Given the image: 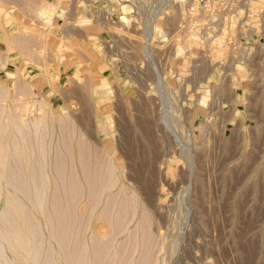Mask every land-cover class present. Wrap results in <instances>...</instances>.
<instances>
[{
    "label": "rangeland",
    "instance_id": "1",
    "mask_svg": "<svg viewBox=\"0 0 264 264\" xmlns=\"http://www.w3.org/2000/svg\"><path fill=\"white\" fill-rule=\"evenodd\" d=\"M16 116L29 132L8 123ZM10 128L12 137L1 143L8 148L0 210L15 195L19 208L31 209L27 196L46 174L43 207L51 211L54 197L67 201L74 162L84 188L76 211L86 209L91 220L88 238L107 234L101 212L111 196L117 208L122 197L134 202L123 234L117 237L115 229L107 237L111 242L116 235L114 260L109 255L105 264H123L127 257L126 264L152 258L149 264H264V0H0V139ZM86 145L91 164L84 159L90 165L85 168L95 164L98 172L106 161L102 169L113 164L112 182L117 181L94 212L78 159ZM93 153L102 154H95L98 165ZM61 160L67 164L66 191L56 176L65 165ZM57 186L63 195L51 198ZM66 201L57 205L63 209ZM147 215L154 243L143 231L141 217ZM140 237L152 242L145 260ZM129 249L135 252L130 258Z\"/></svg>",
    "mask_w": 264,
    "mask_h": 264
},
{
    "label": "bare ground",
    "instance_id": "2",
    "mask_svg": "<svg viewBox=\"0 0 264 264\" xmlns=\"http://www.w3.org/2000/svg\"><path fill=\"white\" fill-rule=\"evenodd\" d=\"M45 3V2H44ZM39 10V9H38ZM42 10V9H41ZM43 12V11H42ZM40 13V11L38 12L39 14H38V17L39 16H41V18H42V16L44 17L45 15H44V13ZM37 13V12H36ZM49 14V13H48ZM44 18H46V17H44ZM87 20V19H86ZM83 21V20H82ZM85 21V20H84ZM46 23V22H45ZM87 23V22H86ZM50 25V24H49ZM24 43V42H23ZM21 44V43H20ZM25 44V43H24ZM22 45V44H21ZM22 47V46H21ZM23 48H24V46H23ZM46 76V75H45ZM158 77V76H157ZM47 78V77H46ZM49 81V80H48ZM20 105V104H19ZM21 107V106H20ZM20 109H23V108H20ZM8 112V111H7ZM21 112V111H20ZM19 111L16 113L15 112V115H19L20 116V113ZM44 112V111H43ZM25 113V112H24ZM8 114V113H7ZM44 115V114H43ZM43 115L41 114V116H42V118H43ZM46 116V115H45ZM12 118V117H11ZM16 118H17V116H16ZM18 120V121H17ZM35 120V119H34ZM43 120L44 121H46L44 118H43ZM42 119H41V121H43ZM52 120V119H51ZM6 121H8V120H5V124H7L6 123ZM25 121V120H24ZM22 119H15V118H12L8 123H10V124H12V125H20L21 124V126H25L26 125V122H24ZM67 122H69V121H67ZM39 123V120H35L34 121V123H33V125H34V130H33V132H37V127L35 126L36 124H38ZM46 123V122H45ZM44 124V123H43ZM61 124V123H60ZM65 123H63V125H64ZM45 125V124H44ZM72 125V124H71ZM11 126V125H10ZM23 126V127H24ZM74 126V125H73ZM72 126V127H73ZM25 127H28V126H25ZM24 127V128H25ZM61 127H62V129H63V127L64 126H62V124H61ZM67 128H68V124H67ZM20 129V128H19ZM62 129H60V131L62 132ZM64 129H65V127H64ZM63 129V132H62V134L60 135V136H62L61 137V140L65 143V140H64V137L66 138V136L64 135V130ZM73 129V128H72ZM16 130V129H15ZM14 130V131H15ZM24 130H27V128H25ZM67 130V134H68V129H66ZM73 130H75V129H73ZM3 133L4 132H6L7 130H6V128H3ZM16 131H19L18 129L16 130ZM30 131V130H29ZM28 130L26 131V132H29ZM43 131V130H42ZM11 128H10V130L6 133V136L5 135H3L4 137L2 138V139H0V174L4 171V165H6V160H5V156L7 155V146H8V139H10L11 137H12V134H11ZM21 132V131H20ZM19 132V133H20ZM16 133H18V132H16ZM18 133V134H19ZM34 133V134H35ZM44 133V132H43ZM74 133H75V131H74ZM17 134V135H18ZM27 135H28V139H30V141H31V136L29 135V133H26ZM31 134V133H30ZM66 134V135H67ZM18 136H20V135H18ZM25 136V135H24ZM35 136V135H34ZM64 136V137H63ZM40 137V136H39ZM45 137V136H44ZM43 137V138H44ZM53 137V136H52ZM67 137H70L69 136V134H68V136ZM21 138H22V136H21ZM36 138H37V136H36ZM58 138V137H57ZM75 137H73V139H74ZM22 139H24V138H22ZM50 140H51V137L49 138ZM70 139V138H69ZM68 138H67V141L69 140ZM6 140V141H5ZM12 140H16V137L14 138V139H12ZM34 140H36L35 138H34ZM42 140H44V139H42ZM80 140H83V138H80ZM7 142V143H5L4 145L3 144H1V143H3V142ZM56 141H58L57 139H56ZM61 141V142H62ZM77 141V140H76ZM84 141V140H83ZM14 142V141H13ZM16 142V141H15ZM15 142H14V145L16 146L17 145V143L15 144ZM18 142V141H17ZM20 142H21V139H20ZM36 142V141H35ZM51 141H49V143H50ZM24 143V142H23ZM28 143L30 144V142L28 141ZM44 149H45V140H44ZM52 143V142H51ZM50 143V145H49V149H51V144ZM56 143H58V142H56ZM80 143V142H79ZM84 143H85V141H84ZM84 143H80V145H78L81 149H83L84 147ZM88 143V142H87ZM28 144V145H29ZM39 144H41V143H39ZM65 145V144H64ZM69 145V149H70V147L72 148V146L70 145V140H69V144H67V146ZM11 146H12V143H11ZM35 146V148H36V145H34ZM57 146V150H58V145H56ZM62 146H63V144H62ZM90 146V145H89ZM13 148H14V146H12ZM64 147V146H63ZM78 147V148H79ZM83 147V148H82ZM23 148V147H22ZM25 148H27V147H25ZM33 148V147H32ZM47 148H48V146H47ZM67 149V147H64V150H65V152L67 151L66 149ZM86 148H87V145H86ZM15 149V148H14ZM18 149V145H17V148H16V150ZM44 149H43V151H44ZM55 149V148H54ZM28 150V149H27ZM33 149H31V151H32ZM41 150H42V148H41ZM60 150V149H59ZM85 150V148L82 150V151H84ZM88 150L90 151V147H88L87 148V151L85 152V153H87V155H85V153L83 152V154H84V157H83V154H82V152H81V150H80V152H79V157L80 158H78V159H80L79 160V162H80V165H79V167L81 166V169H82V173L81 174H84V176H83V178H85L86 180H84V182L88 185H86L87 187H89V189L87 188V191L89 192V194H88V192H87V194H88V200L89 201H87L89 204L91 203V207L92 208H90V209H92V212H94V210H96V208H97V206L101 203V199H102V195L104 194V192L106 191V189H107V191L109 190V187H112V186H115V185H113L114 183L116 184V182H112V178H113V176H112V174H113V168L111 167L112 165L110 164V167H108V166H106V167H108V168H106L105 170L104 169H102V166H104L105 165V163H106V161H103L104 162V164H103V162H102V164H101V168L99 167V170H98V172H96L97 170L96 169H98V168H95L94 166H96L94 163H96V161L95 160H99V158L97 159V157L96 156H99V153H95L96 154V156H95V154H94V157H96V159H94V162H93V164H94V166L92 167L93 168V170H92V174H91V171H89V169H92L91 167H88L87 169L85 168V167H87L89 164H91V157L89 158V156H91V151H90V153L88 152ZM13 151V150H12ZM18 151V150H17ZM17 151H15V152H17ZM23 151V150H22ZM49 151H51V150H49ZM69 151V150H68ZM67 151V152H68ZM71 151H72V149H71ZM77 151H79V150H77ZM14 152V151H13ZM33 152V151H32ZM31 152V153H32ZM36 152H37V150H36ZM42 152V151H41ZM73 152V151H72ZM72 152L70 153L69 152V154L68 155H70L69 157H73V154H72ZM94 152H96V151H94ZM102 152H103V150H102ZM44 152H42V154H43ZM49 153V152H48ZM57 152H54V154H56ZM61 153V152H60ZM88 153H89V156H88ZM16 154V153H15ZM38 154V153H37ZM42 154H41V156H42ZM50 154V156H51V153H49ZM49 154H48V156L47 157H49ZM27 155H28V153H27ZM58 155V154H57ZM102 154H100V156H101ZM24 156V155H23ZM45 156V155H44ZM62 156V155H61ZM87 156V158H85ZM99 156V157H100ZM105 156H107V154H105ZM11 157V156H10ZM18 157V156H17ZM38 157V156H37ZM55 157H57L58 158V156H56L55 155ZM54 157V158H55ZM59 157H60V155H59ZM63 157V156H62ZM61 157V159L62 160H66V158H62ZM20 158H21V156H20ZM24 158V157H23ZM34 158V157H33ZM45 158V157H44ZM57 158H56V160H57ZM70 158V159H71ZM89 158V159H88ZM101 158V157H100ZM19 159V158H18ZM38 159V158H37ZM41 159H43L42 157H41ZM49 159H50V157H49ZM48 159V160H49ZM70 159H68L69 161H70ZM73 159H74V157H73ZM73 159H71V160H73ZM84 159H88L89 161H90V163L88 164V165H86L87 163V161L88 160H84ZM108 159H110V158H108ZM8 160V159H7ZM24 160V159H23ZM39 160V159H38ZM55 159H54V166L56 167V165H55V163L57 162ZM60 160V159H59ZM58 160V161H59ZM61 160V162H59V165H60V163H62L63 161ZM105 160H106V158H105ZM9 161V160H8ZM33 161V160H32ZM40 161V160H39ZM38 161V162H39ZM56 161V162H55ZM23 162H25V161H23ZM30 162V161H29ZM45 162H46V160H45ZM66 162V161H65ZM65 162H63L64 164H65ZM108 162V164H109V160L107 161ZM63 163L61 164V165H63ZM70 163L71 162H69V169H70V172H68V177H69V179L67 178V181H68V187H67V189H64V187L66 186H64L63 185V182H64V178H65V173H67L65 170V168H66V166H67V164H65L64 166H62V169L64 170L63 171V173H60L59 174V172L60 171H62V169H61V165L60 166H57V168L58 167H60L59 169H61L59 172H56V176H58L57 178V180H59V177L62 179V184L60 185V186H62V188L66 191L67 190V192H66V194H68V197L69 198H65V197H63V198H65V199H67V201H66V203H65V205H64V208H65V206H66V208L64 209H62L61 208V206H58L57 204L59 203V202H61L62 201V199H61V201H58L59 199H57V200H55V197L54 196H56L57 198L60 196V195H63V194H59L58 195V192H59V189L57 190V188H58V186L55 188V195H51V198H53L54 197V200L52 199V201H54V204L56 203V205H54L53 203H52V201L50 202L51 204H53L52 206H50L49 205V207H50V210L51 211H49L48 209H47V207L46 208H44L43 207V192L45 191L44 189H46V188H44V187H46V185L43 183L44 182V180H43V178L44 177H46L47 176V174H46V176H44L43 178H42V180L37 176L38 174H36L35 175V178L37 177V178H39L40 180H41V182L42 183H40V181H39V183H38V180H37V182H35L36 184H35V186H34V189H35V191H34V193L33 194H31V196H30V194L28 195V193L26 194V195H28L27 197V200L29 199V200H31L32 202H31V204L33 203V207L31 208V209H25V210H23L22 208H19L20 207V204L22 203V201L19 199V198H17L16 197V195L13 197V196H11V195H13V194H11L10 195V197H11V199H12V197L14 198V200L13 201H6L7 203H5V204H7V207L5 208V209H3V210H0V264H105L106 262V259H108V257L107 256H109L110 255V251H111V249H112V247L114 246V243L112 242V241H114L116 238H115V236H112V237H114V240H113V238L111 239L112 241V243L111 242H109L110 240H108V238H110V233L112 234L113 232H114V230L116 231V232H118L117 230H120L119 232H118V234H117V237H118V235H120V233L121 234H123L122 233V230L123 229H125V228H123V226H122V228H121V225L122 224H124V227L126 226H129L127 223H131L130 221L129 222H127L128 221V217H130V215H132V217H131V219L133 218V214L135 213V208H134V202L133 201H128V200H125V199H123V197H122V200H121V202H120V204H119V206H118V208L116 207V201H117V198L115 197V201H113V200H110L111 198H112V196L110 197V199H109V201H107V203L109 204V207H108V209H106L107 211L106 212H104V213H102L103 211H104V208L106 207V206H104V205H106V201H104V207H102L103 209V211L102 210H100V211H102L101 212V214H104V215H102L103 217H104V219L103 218H100V216H101V214H99L100 216L98 217V218H100V219H103L104 221H103V223L104 222H106V224L104 223V225H106V226H103L102 228H104L103 230V235H105L104 233H105V228L107 227V229H108V232H107V234L104 236V237H102V236H100L99 234H98V232L96 233V234H98V235H96V234H94V233H92L91 234V236H90V238H88L87 237V232H88V227H87V225H88V223L89 222H91V220L89 221V220H87L86 219V215H85V212H86V209H84L83 207H81L82 209H84V213H81V209L79 208V211L80 212H78V211H76V205H77V202L78 201H80V200H82V197H84L83 196V191H84V188H83V184H82V182H81V180H80V178H79V174H78V171H77V169L75 168V165H74V162H72V164L70 165ZM77 163V162H76ZM98 163H99V161L96 163L97 165H98ZM112 163V162H111ZM27 164V163H26ZM39 164H40V162H39ZM38 163L36 164V166H37V170L38 169H42L43 168V166H42V163H41V165H39ZM13 165H14V161H13ZM21 165H22V163H21ZM44 165H46V164H44ZM57 165H58V163H57ZM15 166V165H14ZM26 166V165H25ZM27 166H29L28 164H27ZM33 166H34V164H33ZM38 166H41L40 168L38 167ZM90 166V165H89ZM21 167V166H20ZM55 167H53L52 166V169L54 168V170L56 171V169H55ZM71 167V168H70ZM9 168V167H8ZM7 168V169H8ZM17 168V167H16ZM28 168V167H27ZM31 168H34V167H31ZM30 168V169H31ZM49 162H48V170H49ZM94 168H95V170H94ZM35 169V168H34ZM80 169V170H81ZM103 170V171H100V170ZM10 169H8V171H9ZM21 170H22V168H21ZM36 170V169H35ZM43 170V169H42ZM53 170V171H54ZM87 170V171H86ZM41 171V170H40ZM55 171H54V173H55ZM94 171V172H93ZM11 172V171H10ZM9 172V174L11 175L12 173H10ZM22 172H23V170H22ZM27 172V171H26ZM34 172V170H31V173H33ZM46 172V171H45ZM44 172V173H45ZM86 172H88L87 173V175H86ZM21 173V172H20ZM19 173V174H20ZM41 173H42V171H41ZM50 173V172H49ZM14 175L16 174V173H13ZM23 174V173H22ZM27 174H28V172H27ZM60 176H59V175ZM25 175H26V173H25ZM32 175V174H31ZM34 175V174H33ZM33 175H32V179H33ZM39 175H42V174H39ZM45 175V174H44ZM50 175V174H49ZM61 175H64V177L62 176L61 177ZM17 176V175H16ZM24 176V175H23ZM23 176H22V178H23ZM52 176V175H51ZM50 176V177H51ZM4 177H6V176H4ZM11 177L12 178H14L12 175H11ZM19 177V176H18ZM27 177V176H26ZM31 177V176H30ZM53 177V176H52ZM51 177V180H54V178H52ZM20 178V177H19ZM25 178V177H24ZM23 178V184L27 181L28 183H29V178L27 179V178H25L24 179ZM2 179V176H0V180ZM16 179V178H15ZM47 179H48V177H47ZM46 179V180H47ZM61 179L59 180V183H60V181H61ZM11 180V179H10ZM18 181L17 182H19V179H17ZM9 181V180H8ZM21 181V180H20ZM33 181H35V180H33ZM13 182V181H12ZM31 182V181H30ZM66 182V181H65ZM65 182H64V184H65ZM6 183V182H5ZM11 183V182H10ZM16 183V182H15ZM14 183V184H15ZM54 183H55V180H54ZM7 184V183H6ZM19 184V183H18ZM23 184H20L21 185V188H22V190H24V189H28L29 188V184L28 185H23ZM31 184H33V182L31 183ZM56 184H57V182H56ZM55 184V185H56ZM10 185V184H9ZM16 185H17V183H16ZM20 185H19V188H20ZM45 185V186H44ZM12 187V186H11ZM14 187H15V185H14ZM2 188H3V186L1 185V183H0V199H1V197H2V195H3V192H2ZM61 188V187H60ZM66 188V187H65ZM15 189V188H14ZM63 189H61V191H63ZM111 189V188H110ZM6 190V189H5ZM17 190V189H16ZM121 190V188L120 189H118L117 191L118 192H116V193H119V191ZM7 191V190H6ZM18 191V190H17ZM20 191V190H19ZM18 191V192H19ZM58 191V192H57ZM65 191H63L62 193H64ZM129 191H130V189H129ZM21 192V191H20ZM26 192V191H25ZM31 192V191H30ZM29 192V193H30ZM57 192V193H56ZM121 192V191H120ZM128 192V191H127ZM131 192V191H130ZM22 193V192H21ZM21 193H20V195H21ZM53 193V192H52ZM125 193V192H124ZM132 193V192H131ZM58 196H57V195ZM129 194V193H128ZM127 194V195H128ZM133 194H134V192H133ZM47 195H49V194H47ZM120 195V194H119ZM126 195V194H125ZM125 195H123V196H125ZM9 196V195H8ZM24 196V193H22V197ZM66 196V195H65ZM113 196H114V194H113ZM115 196H118L117 194L115 195ZM130 196H132V195H130ZM25 198V200H26V196H24ZM31 197V198H30ZM45 197V196H44ZM126 197V196H125ZM128 197V196H127ZM46 198H48L47 196H46ZM60 198V197H59ZM80 198V199H79ZM119 198V197H118ZM133 198V197H132ZM6 199V198H5ZM79 199V200H78ZM114 199V198H113ZM26 200V201H27ZM46 200V199H45ZM48 200V199H47ZM51 200V199H50ZM64 200V199H63ZM105 200H107V198L105 199ZM56 201H58V203L56 202ZM64 201V202H65ZM63 202V203H64ZM27 203H30L29 201L27 202ZM62 203V202H61ZM61 203L59 204V205H61ZM63 203H62V207H63ZM80 203V202H79ZM30 204V205H31ZM46 204V203H45ZM84 204V203H83ZM25 205V204H24ZM48 205V204H47ZM87 204H85V206H86ZM17 206V207H16ZM78 206V205H77ZM142 206V205H141ZM51 207H53V210H52V208ZM142 207H144V206H142ZM19 208V209H18ZM46 209V210H48V211H45L44 209ZM87 208H88V206H87ZM143 210L141 211V212H143L144 211V208H142ZM88 210V209H87ZM83 211V210H82ZM146 211V210H145ZM144 211V212H145ZM91 212H90V216L89 217H91ZM142 214V213H141ZM88 215H89V212H88ZM87 215V216H88ZM145 215H146V212H145ZM145 215H141V216H145ZM149 215V214H148ZM148 215H147V217H141V218H143L142 219V225H143V227H144V232H146L147 234H148V230H149V233H151V231H150V228H149V224H150V222L149 221H147L146 222V224H148L147 226H148V228H147V230L145 231V229H146V225H145V221H146V219H148ZM101 216V217H102ZM42 217H44V219H42ZM88 217V218H89ZM146 218V219H145ZM91 219V218H90ZM130 219V218H129ZM127 220V221H126ZM149 220H150V217H149ZM126 221V222H125ZM123 222H125V223H123ZM140 222V221H139ZM144 223V224H143ZM126 224V225H125ZM151 225V224H150ZM44 227L46 228V230L48 231V235L46 236L45 235V232L43 231V229H44ZM135 227V226H134ZM136 227H137V229H138V225H136ZM110 228V229H109ZM141 228V227H140ZM93 229H95V228H93ZM122 229V230H121ZM137 229H135L136 231H137ZM143 229V228H142ZM96 230V229H95ZM126 230V229H125ZM134 231V230H133ZM94 232V231H93ZM96 232V231H95ZM123 232H125V231H123ZM135 232V231H134ZM138 232V231H137ZM137 232H135L134 234H135V236H133L134 234H133V232H132V235H131V238L133 237H136V234H138ZM144 232H143V234H144ZM102 233H101V235H102ZM145 233V234H146ZM114 234H116V233H114ZM129 234L130 233H128L126 236H129ZM142 234V235H143ZM141 235V236H142ZM109 236V237H108ZM148 236H149V239H152V238H150V236H154L153 234H148V235H146L145 237H147V240L149 241V239H148ZM88 238V240H87V238ZM108 237V238H107ZM143 237H144V235H143ZM142 237V238H143ZM144 237V239H146ZM126 238V237H125ZM124 238V240H126V241H128L127 239H125ZM130 238V237H129ZM128 238V239H129ZM132 238V239H133ZM141 238V237H140ZM141 238V241L142 242H140V243H142V244H145V248H147V246L149 247V246H151V243L155 240V238L153 237V240H150V241H152V242H146V243H144L145 242V240H143ZM134 240V239H133ZM131 241V243H133L132 245H131V243H130V246H134V244H135V242L134 241ZM88 241H90V242H88ZM123 241V240H122ZM121 241V244L119 245V246H122V244H124L123 242ZM130 241V240H129ZM129 241H128V243H129ZM136 241V240H135ZM144 241V242H143ZM115 242V241H114ZM89 243H91V244H89ZM120 243V242H119ZM154 243V242H153ZM155 243H156V241H155ZM127 243L125 242V247H128V245H126ZM137 244V243H136ZM135 244V245H136ZM118 246V248H119V250H120V247ZM124 246H122V251H124V250H126L125 248H124ZM137 246V245H136ZM136 246H134L133 247V249H135L136 248ZM156 246V245H155ZM142 247H143V245H142ZM142 247L140 248V250H142L141 251V255L143 256V258H144V260L145 259H147V257L145 258L144 257V255L145 256H148L147 254H150V253H147L149 250H148V248H147V251H146V249L143 247V249H142ZM130 248V247H129ZM151 248V247H150ZM149 248V249H150ZM154 248V247H153ZM156 248H157V246L153 249L154 251H153V253H152V256H153V254H154V252H155V250H156ZM114 249V248H113ZM116 249V248H115ZM131 249V248H130ZM129 249V252L130 251H132V250H130ZM118 250V251H119ZM136 250H137V248H136ZM135 250V251H136ZM117 251V250H116ZM121 251V250H120ZM118 252V258H122L121 256L119 257V255H124L125 253L123 252ZM143 251L145 252L146 251V254L144 253L143 254ZM114 252V251H113ZM112 251H111V255H112V253H113ZM150 252V251H149ZM119 253H121V254H119ZM135 252H134V250L132 251V253H130V255H129V258H130V256L132 257V256H134L133 254H134ZM140 253V252H139ZM114 254V253H113ZM132 254V255H131ZM110 255V256H111ZM138 255H140V254H138ZM141 255L139 256V258L138 259H140V257H141ZM126 256V255H125ZM128 256V255H127ZM126 256V257H127ZM126 257H124V258H126ZM113 258H115L114 257V255H113ZM123 258V259H124ZM128 258V257H127ZM127 258H126V261L124 262L123 260H122V262L121 263H123V264H126V262H127ZM148 258H149V256H148ZM152 258V257H151ZM110 259H112V256H111V258ZM153 259V258H152ZM151 259V260H152ZM109 260V259H108ZM112 260H114V259H112ZM117 260V259H116ZM125 260V259H124ZM150 260V261H151ZM149 261V262H150ZM114 262V261H113ZM143 262V263H142ZM147 262V263H146ZM149 262L148 261H146L145 260V263L146 264H149ZM127 263H129V259H128V262ZM137 264L138 263H141V264H144V261H143V259L141 260V262H136Z\"/></svg>",
    "mask_w": 264,
    "mask_h": 264
}]
</instances>
